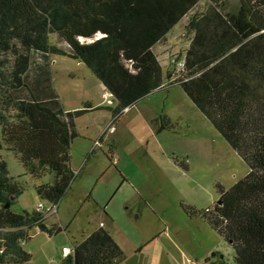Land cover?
<instances>
[{
	"label": "trees",
	"instance_id": "1",
	"mask_svg": "<svg viewBox=\"0 0 264 264\" xmlns=\"http://www.w3.org/2000/svg\"><path fill=\"white\" fill-rule=\"evenodd\" d=\"M202 1L206 6L193 12ZM185 17V46L165 69L154 48ZM53 56L90 69L110 94L106 108L115 120L148 95L180 86L249 168L230 189L218 187L220 203L184 211L208 223L233 249L235 264H264V0H0V264L32 259L26 245L33 230H66L50 223L46 209L13 210L27 190L20 178L34 182L40 203L57 207L76 177L74 120L89 106L65 110ZM157 121L159 130L168 126L164 115ZM8 153L23 167L17 176ZM46 176L52 181L42 183ZM124 258L111 233L99 228L73 244L64 264ZM205 264L228 263L216 253Z\"/></svg>",
	"mask_w": 264,
	"mask_h": 264
},
{
	"label": "rangeland",
	"instance_id": "2",
	"mask_svg": "<svg viewBox=\"0 0 264 264\" xmlns=\"http://www.w3.org/2000/svg\"><path fill=\"white\" fill-rule=\"evenodd\" d=\"M205 6L202 1L193 12ZM187 22L185 17L166 42L156 47L164 64L184 48ZM52 42L66 47L57 37ZM52 62L53 83L66 108L82 107L88 99L99 101L98 80L87 66L61 56L52 57ZM129 109L130 113L114 125L117 132L107 138L108 145L105 140V154L97 148L98 157L81 172L82 189L93 191L97 201H87V195L80 201L81 192L71 193L59 202L58 215L51 220L56 224L61 221L77 240L102 222L123 252L134 254L152 239L159 225L156 211L143 207L138 192L145 194L160 215L172 216L181 205L202 212L218 202V187L230 189L248 174L249 168L178 85L154 92ZM98 110L109 112L106 108ZM87 115L84 113V118ZM162 115L169 123L159 130L155 121L160 123L156 119ZM111 145L120 159L118 167L108 157ZM6 159L11 175L23 172L12 153ZM119 166L124 167L134 186L123 183ZM20 180L27 190L13 210L31 212L37 198L34 182L25 176ZM40 181L51 182L52 176ZM222 249L227 263L235 264L233 249L227 244Z\"/></svg>",
	"mask_w": 264,
	"mask_h": 264
},
{
	"label": "crops",
	"instance_id": "3",
	"mask_svg": "<svg viewBox=\"0 0 264 264\" xmlns=\"http://www.w3.org/2000/svg\"><path fill=\"white\" fill-rule=\"evenodd\" d=\"M102 36V34H99L97 39ZM166 40L158 44L156 47L162 46L166 42ZM156 47L154 48L155 52ZM157 56L159 57L158 54ZM159 60L161 61L160 57ZM54 63L55 62H52L51 65H53ZM79 63L84 65L82 62ZM161 63L163 66H165V68L169 67V60L167 64H164L162 61ZM96 86L99 90L97 92V94L99 95V101H97L96 103L94 102V100L88 99L84 103V105H82V107L66 108L64 106L67 112L81 110L86 105L89 106L88 109L84 112L89 113L86 118H84L83 113L74 120L75 131L77 135L72 141L71 164L77 176L71 184L70 189L64 196L67 197V195L71 193L76 194L78 192H81L80 201H83L82 196L86 195L89 196L87 201L91 198L97 201V198L95 197L93 191L90 190L87 192L86 189H82L83 183H81L79 180L81 172L85 171L90 162L98 157V155L96 154L97 148L100 152L105 154V140L109 138L110 135L117 132V129H115L112 133L109 132L110 126H112V124L116 126L118 120H120V118H122L125 113L129 114L131 111L129 108L132 107L131 106L125 109L123 114L117 120H115L112 116V113L106 108L109 100L107 101L104 98V94L107 93L105 86L99 80ZM104 102H106V106H103ZM102 108H106L109 111L108 114L103 110H98ZM92 112H94L95 114L91 115L90 113ZM155 123L157 127L160 126V123L156 121ZM91 130H93V132L90 133ZM97 141H99L98 145H102L101 147H96L98 146L97 144H95ZM106 141V144L108 145V139ZM108 149V157L110 161L118 167V165L120 164V159L117 157L115 148L111 145ZM119 170L123 183L134 186V182L127 175L124 167L119 166ZM138 194L141 195L143 207L149 209L153 208V210L156 211L155 216L159 225L155 230L154 235H152V239H150L142 249L137 250L134 254L124 253L125 258L119 264H205V261L209 258H212L216 253H222L224 255L222 251V245H225L226 243L202 217H200L199 215H188L184 211V207L182 205L179 208L180 211L176 210L177 212L175 211V214L172 216L168 215L167 217L165 214L160 215L152 205L151 201L147 200L145 194H143L142 192H138ZM132 200L133 198H131L130 201ZM40 202L41 201L37 196L35 200V209L40 204ZM58 209L59 203L56 207L55 215H58ZM102 209L105 211V208ZM50 223L56 224V222L51 220V218ZM58 224L60 226L66 227V230L55 235H50L37 229L32 231L31 239L26 245L27 249L32 254V259L25 264H64L65 257H63L62 253L63 248L69 247L72 249L73 244L79 243L80 241H82V239L88 237L94 231L98 230L99 228L105 227V225H103V223L101 222L99 224V227L96 226L94 230L89 231L88 233H86V235L81 236L79 240H77L70 235V233L68 232V227L66 225L61 223V221ZM212 235H216V239Z\"/></svg>",
	"mask_w": 264,
	"mask_h": 264
},
{
	"label": "built area",
	"instance_id": "4",
	"mask_svg": "<svg viewBox=\"0 0 264 264\" xmlns=\"http://www.w3.org/2000/svg\"><path fill=\"white\" fill-rule=\"evenodd\" d=\"M184 67V61H180V62H178L177 63V68L178 69H181V68H183ZM109 97H110V94L107 92L106 94H104V98L108 101L109 100ZM115 130V127H114V125L112 124V126H110V128H109V132H113ZM95 144H99V141H97ZM38 211H40V210H44V209H46V210H48L49 211V214L50 215H54L55 213H56V206H48V207H46L44 204H42V203H40L38 206H37V208H36ZM63 257H68L70 254H72V249L71 248H69V247H66V248H63Z\"/></svg>",
	"mask_w": 264,
	"mask_h": 264
},
{
	"label": "water",
	"instance_id": "5",
	"mask_svg": "<svg viewBox=\"0 0 264 264\" xmlns=\"http://www.w3.org/2000/svg\"><path fill=\"white\" fill-rule=\"evenodd\" d=\"M221 201L220 200H218V203H220Z\"/></svg>",
	"mask_w": 264,
	"mask_h": 264
}]
</instances>
